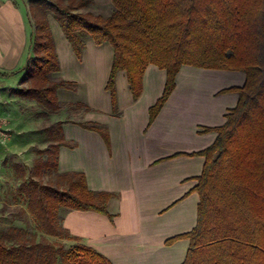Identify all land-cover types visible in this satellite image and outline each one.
Masks as SVG:
<instances>
[{
    "label": "trees",
    "instance_id": "16d2710c",
    "mask_svg": "<svg viewBox=\"0 0 264 264\" xmlns=\"http://www.w3.org/2000/svg\"><path fill=\"white\" fill-rule=\"evenodd\" d=\"M93 0H29L32 26L30 56L11 94L55 112L57 91L73 83L57 78L59 60L49 17L58 25L78 59L86 41L109 43L113 62L106 90L112 113L117 109L116 76L125 72L132 98L143 89L149 65L165 71L163 92L148 109V126L175 89L182 67L239 72L242 86L225 123L204 128L215 132L207 148L176 156H201L205 162L192 191L199 196L194 228L165 241L188 240L182 264H264V0H111L107 10ZM16 72L5 73L3 76ZM80 127L98 133L110 148L107 128L97 123ZM59 135L45 149L16 189L27 201L40 236L11 227L0 236V264H112L93 248L78 242L63 227L60 212L94 211L112 218L107 204L117 195L92 191L80 171H58L61 147L73 148L57 123ZM74 243L70 248L49 239Z\"/></svg>",
    "mask_w": 264,
    "mask_h": 264
},
{
    "label": "crops",
    "instance_id": "0c3cea01",
    "mask_svg": "<svg viewBox=\"0 0 264 264\" xmlns=\"http://www.w3.org/2000/svg\"><path fill=\"white\" fill-rule=\"evenodd\" d=\"M28 1L0 0V75L15 70H20L19 77L24 75L21 70L28 62L32 37ZM93 1L99 6L104 0ZM106 1L111 4V0ZM49 24L60 66L55 76L82 85L90 93L98 81L99 93L105 98L103 105L91 101L77 103L72 88L59 89V109H44L53 123H61L65 140L74 144L71 149H59L58 171L83 172L90 190L117 195L107 204L112 218L94 211L63 210V227L79 243L101 253L112 264H182L188 240L176 241L171 246H166L165 241L191 231L196 225L199 196L192 189L205 159L171 156L198 152L214 142L216 133L204 132V128L223 125L225 115L238 100L235 93L218 92L242 86L245 75L182 67L175 79V89L148 126V109L163 92L165 71L153 65L146 68L142 93L136 101L126 73L119 72V115H113L106 90L113 62L111 45H96L87 40L78 59L51 17ZM19 86L18 82L16 88ZM12 89L15 88L0 89L3 104H7L5 99L26 101L12 95ZM11 120L17 123L19 119ZM88 122L107 128L109 149L98 133L79 126Z\"/></svg>",
    "mask_w": 264,
    "mask_h": 264
},
{
    "label": "rangeland",
    "instance_id": "374dc122",
    "mask_svg": "<svg viewBox=\"0 0 264 264\" xmlns=\"http://www.w3.org/2000/svg\"><path fill=\"white\" fill-rule=\"evenodd\" d=\"M108 6L106 0L99 5L103 8V12ZM55 28L60 31L56 22ZM61 35H63L62 32ZM15 71L13 75H0V89L17 87L21 77L18 72L20 70ZM97 87H99L98 81L94 88H91L94 92L90 93L86 92L82 85L73 83L72 96L78 99L77 103L86 104V101H91L103 105L105 98L101 95L102 93H99ZM4 101L7 104H3V100L0 101V107H2L0 114L8 118L9 138L0 144V236L9 228L16 227L39 237L41 233L33 217L28 213L27 201L22 195L17 194L16 189L21 182L22 172L27 176L38 160L46 159L40 150L45 149L59 135L57 123L51 121L52 117L47 116L43 108L29 100L18 99L16 102L5 99ZM23 106L27 107L23 108ZM21 111L26 114H22ZM14 118L19 119L17 123L11 120ZM49 240L54 244H62L64 248L74 245L73 242L62 238Z\"/></svg>",
    "mask_w": 264,
    "mask_h": 264
},
{
    "label": "built area",
    "instance_id": "2783aa9c",
    "mask_svg": "<svg viewBox=\"0 0 264 264\" xmlns=\"http://www.w3.org/2000/svg\"><path fill=\"white\" fill-rule=\"evenodd\" d=\"M8 118L0 115V144L9 138Z\"/></svg>",
    "mask_w": 264,
    "mask_h": 264
}]
</instances>
